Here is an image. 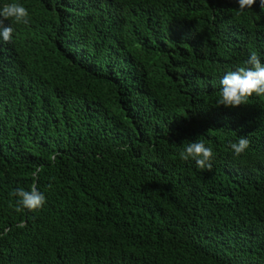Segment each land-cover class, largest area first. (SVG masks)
<instances>
[{"label": "trees", "instance_id": "1", "mask_svg": "<svg viewBox=\"0 0 264 264\" xmlns=\"http://www.w3.org/2000/svg\"><path fill=\"white\" fill-rule=\"evenodd\" d=\"M25 1L19 37L77 68L0 84V264H264V96L217 105L227 72L264 63L262 0ZM196 140L211 170L181 159ZM33 184L46 203L17 211Z\"/></svg>", "mask_w": 264, "mask_h": 264}, {"label": "clouds", "instance_id": "2", "mask_svg": "<svg viewBox=\"0 0 264 264\" xmlns=\"http://www.w3.org/2000/svg\"><path fill=\"white\" fill-rule=\"evenodd\" d=\"M238 3L239 10L243 12L250 9L255 0H238ZM51 5L60 14L68 13L65 5L83 14L100 8L99 3H95L94 0H55L51 1ZM261 6L264 8V0H262ZM30 20L28 1L0 0V84L6 87L3 88L4 92L9 90L7 86H12V89H21L18 85L19 81H24L34 75L47 78L49 86L53 87L54 82L67 81L68 79L71 81L72 76L76 73L77 67L74 65L55 64V59L50 58L46 49L37 52L36 44L24 37H19L21 34L32 30ZM65 46L66 44L61 48V52ZM3 73H9L12 80L2 79ZM221 85L220 99L217 101V105L238 107L245 104L253 94L259 97L264 96V63L255 52H252L245 61V66H239L236 70L229 71L223 76ZM53 89H57V86ZM1 98L0 112L4 110ZM9 98L8 95L6 99ZM249 145L250 140L245 136H240L238 142L230 143V148L236 156H240ZM222 153L225 151L217 149L219 157ZM180 157L185 161L194 160L200 169H212L213 151L211 147L205 146L199 140L188 143L180 153ZM15 196L18 197L16 201L17 211L21 209L36 211L46 203L44 193L35 184L30 190L16 189Z\"/></svg>", "mask_w": 264, "mask_h": 264}]
</instances>
